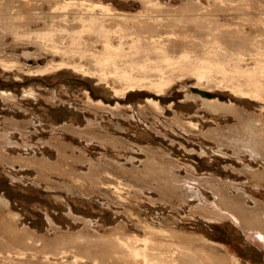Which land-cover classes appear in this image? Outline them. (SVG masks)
Instances as JSON below:
<instances>
[{
  "label": "rangeland",
  "instance_id": "rangeland-1",
  "mask_svg": "<svg viewBox=\"0 0 264 264\" xmlns=\"http://www.w3.org/2000/svg\"><path fill=\"white\" fill-rule=\"evenodd\" d=\"M90 1L111 5L119 15L133 16L144 11L138 0ZM158 1L164 7L157 13L163 21L161 31L173 32L190 43L170 47L172 52L179 53L184 47L192 51L193 62L188 69L202 59L221 61L232 68L237 62L232 52H250L253 44L264 51V0ZM4 3L6 7L14 5L10 0ZM48 7L21 8L22 14L30 13L27 16L33 27H19L18 32L35 33L51 25L52 20L59 22L50 17ZM0 12L3 15L6 10ZM13 30L12 26L0 24V54L18 64L12 72L0 66V209L15 221L14 227L9 225L12 229H19L18 233L27 230L36 236L39 245L35 264L43 262L45 252H52V246L69 250L68 262L78 255L84 259L79 264H93L94 259L100 264H118L111 256V247L99 238L110 237V242L115 240L112 236L124 240L142 238L146 223L170 230L176 235L173 242L177 245L187 247L191 241L193 248H208V244L218 251H228L227 257H235L237 264H264V246H260L258 231L249 232L229 219L209 221L198 215L200 206L209 207L215 200L208 186L193 183L192 197L179 199L168 198L164 187L171 174L200 182L209 179L232 187L229 193L222 192L223 196L244 193L247 210L264 213L260 207L264 206V188L248 185L251 179L243 172L246 167L261 170L264 163L248 152L241 155L235 148L238 140L247 137L248 141L251 137L249 130L243 129L246 121L264 118L262 102L234 93L247 86V79L235 72L223 76L211 71L214 73H209L208 80L198 82L189 71L174 79L164 94L137 89L120 98L105 83L70 68L45 75L36 73L51 62V55H39L38 48L25 38L15 39ZM103 30L96 32L97 40ZM250 62L242 61L239 69ZM261 84L264 88V79ZM190 96L217 100L221 105L233 104L238 114L228 110L213 112L202 107L200 101L186 99ZM147 99L158 102L160 110L147 105ZM96 102L101 103L100 109L92 107ZM175 115L181 116L180 123L175 121ZM188 122L195 126L189 127ZM220 142L223 147L218 146ZM111 169L128 187L122 199L96 183L95 176ZM169 180V184L174 183ZM102 182L117 184L112 178H102ZM247 193L253 194L258 206L246 197ZM235 199L242 202L240 196ZM253 217L254 228L264 230V217ZM4 225H0V236L4 235L9 243L11 228L6 233ZM153 238L166 241L157 235ZM197 238L203 239L202 243ZM137 244L143 248L142 243ZM51 259L56 261L55 257ZM17 261L0 264H18Z\"/></svg>",
  "mask_w": 264,
  "mask_h": 264
},
{
  "label": "bare ground",
  "instance_id": "bare-ground-1",
  "mask_svg": "<svg viewBox=\"0 0 264 264\" xmlns=\"http://www.w3.org/2000/svg\"><path fill=\"white\" fill-rule=\"evenodd\" d=\"M6 1L8 0H0V11L6 10V13L3 15L1 14L3 19L0 18V24L2 26L9 25L14 27L15 30H13V34L16 37L15 39L25 38L28 44L32 46L34 45L38 48V51L40 52L39 55H42V53L47 55L49 54V56L51 55V62H49L44 68L35 71L40 75H45V73H51L64 68H70L79 74L90 76V78L94 77L99 81V83H105L106 86L111 87V90L116 96L123 98L129 92L135 91L137 89H148L151 92H156L157 95L164 94V92L172 86L174 79L182 77L183 73H187L189 71L192 73L190 75H194L198 82L208 80L207 78L209 77L208 75L211 71L219 72L220 74L222 73L223 76H227L226 74L235 72L239 73L240 76H243L248 80L246 87H240V89H236V91L233 90L235 95L241 98L251 99L252 101L262 102L264 104V88L261 84L264 79V51L260 52L257 45L253 44L250 46V52L244 50L232 52L234 59L237 61L232 64V68H227L228 64L221 61L216 62V60H214L212 63L210 60L208 61L207 59H202L197 62L194 59L197 63L195 62L196 64L194 63L195 65L193 64L194 66L188 69V66L192 65L191 62H193L191 60L193 56H190L192 55V51L189 52L187 47H184L179 53L172 52L170 47L176 43H182L183 46H187L190 43L186 38L181 39L173 32L161 31L163 21L157 13L160 12V9H163L164 7L158 0H138L143 5L144 11H141L140 13L133 16L119 15L120 13L116 14L117 11L111 5H106L102 2H93L90 0H10L12 4H17V6L12 5V7H8V5L6 7V3H4ZM46 4L49 5L48 8L51 10L49 12L50 17L55 19V21L56 19H59V22L55 23L54 20H52V24L49 22L51 25L46 26L44 29L38 32L28 33L27 31L25 34H20L18 32L19 27H33L31 22H29L30 20L28 19L30 13L25 14L26 16L28 15L26 17L20 11L21 8H24L25 10V8L27 9L30 7L36 10H43ZM33 15L36 17L35 14ZM38 15L39 14H37V16ZM111 22L113 24H111ZM124 25H127L128 29L122 28ZM106 26L110 27L106 28ZM4 28L5 27H3V29ZM8 30L10 31V29H7V32H9ZM98 30H103L100 36L101 38H98L100 40L95 38V34ZM69 33H71V36L66 35ZM210 41L212 42L214 40ZM217 44L215 45L217 46ZM5 57H7L6 54ZM55 58H59L60 61L56 62ZM215 58L216 57L214 56V59ZM248 59H250L251 62L246 65V68L240 67L239 69V63H242V61L247 62ZM227 62L230 64V60ZM17 65L18 64L15 61H8L3 58L2 54H0V66L4 70L12 72L13 69L17 68ZM30 72L32 73V71ZM31 73L28 74L32 75ZM27 95L31 96L32 94L28 93ZM86 99L90 101L89 97ZM186 99L200 101L202 107L205 109H210L216 113L219 111H230V113L232 112L235 114L237 113L236 110H238L233 104L221 105L217 100H209L199 98L197 96H190V98L187 97ZM146 103L155 109L160 108L159 103L153 99H147ZM100 104V102H96V104L92 103V107L100 109ZM263 119V117L262 119L258 117L257 119L255 118L246 121L243 129L244 127V130L248 129L250 132L248 135L250 134L251 137L248 139V141H245L247 137L245 140L237 139L238 142L235 146L238 153L244 154L248 152L261 163H264ZM180 120L181 116L175 115V121L180 123ZM188 125L189 127L195 126V124L191 122H188ZM227 128H225V130ZM207 132L210 133L211 131ZM255 132L258 133L256 134ZM212 133H214V131ZM222 145L223 143L220 142L218 146ZM155 159H157V157ZM168 165L170 166V164ZM159 170L161 173H163L161 169ZM120 171L125 172L123 169ZM243 172L251 179L249 184L247 183L248 185H251L257 189L264 188V168L261 170H251L246 167ZM171 175L169 176L171 178L170 180L168 179L169 181L174 183L179 182L182 183V185L176 186L174 183L169 184L167 180L164 183V187L169 188V190L166 188V193L169 195V197L167 196L168 198L176 197L179 199L182 197H192V193L194 191V187L192 186L193 183L199 184V186L204 185L203 187L208 186L210 191L214 194L215 200L209 206L210 208L207 207L206 204L200 206V208L197 207L198 215L202 218H206L209 221L229 219L236 225L249 230V232L258 231V238H260L259 243L262 244L260 246H264V230L259 228L256 229L253 226V219H255L253 216H257V218H263L264 213L261 211L254 213L247 210L246 200L243 196L244 193L240 194L239 192H236L238 194L235 195V197L227 198L221 193L225 191L229 193L232 187L228 185H224L209 179L204 181L202 180V182H200L194 179L185 180L184 178H178L174 175ZM95 177L97 179V185L105 187L118 199H122V193L128 187L123 184L120 178L112 174V169L111 172L110 170H102L98 177ZM102 178H112L117 182V184H104L102 182ZM136 180L138 181V179ZM130 186L134 187L132 185ZM238 196L242 198V202L238 200L236 201L235 198ZM246 197H249L252 200L254 196L253 194H248ZM253 203L255 206H258V203H256L255 199H253ZM206 207L208 209H206ZM260 207L264 208V206ZM5 213L6 212L0 209V223L3 225L5 224L4 226L6 228H2L7 233V231H9L11 228L10 226H15V221L12 219V217H10V215ZM244 213L246 214V217H244ZM143 229L145 231V236L142 238L133 237L124 240L122 238L112 236V239H115L112 240V242H110V237L99 238V240L104 241L111 247V250H113L111 256L116 259V261H119L118 264H237L235 262L237 260L235 257H227V255H229L228 251H218L213 246L208 245V242L206 243L208 248L202 247V245H200V247L196 245L193 248L190 244L191 241H189L190 243L186 247L184 245H177V242L175 241L173 242V239L176 237V235L170 230L156 229L147 223L143 224ZM3 230L1 229V231ZM23 230L24 229H21L20 231ZM17 231H19V229ZM17 231L12 228L10 229V233L8 232L10 240H7L9 243H7L6 239H4V235L0 236L2 238H0V247L8 244L7 246H4L5 249H0V262H13L14 260H18V264H25L26 262H28V264H35V249H37L39 241L36 239L34 234L27 230L23 231L22 233H18ZM156 235L160 238L166 239V241H156L153 238V236ZM196 240L202 243L203 239L197 238ZM137 243H142L143 246H141L143 248H139ZM52 247V252H45L44 260L39 264H79L82 262V260L84 261V259L81 258L82 256L79 257L78 255H73V260L68 262L66 255H68L69 250H66L64 247ZM51 257H55L56 261H52L53 259H51ZM93 264L100 263L94 259Z\"/></svg>",
  "mask_w": 264,
  "mask_h": 264
}]
</instances>
